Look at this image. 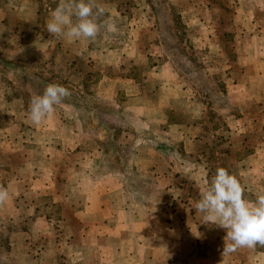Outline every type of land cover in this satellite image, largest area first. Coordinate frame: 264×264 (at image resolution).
<instances>
[{
  "label": "rangeland",
  "instance_id": "374dc122",
  "mask_svg": "<svg viewBox=\"0 0 264 264\" xmlns=\"http://www.w3.org/2000/svg\"><path fill=\"white\" fill-rule=\"evenodd\" d=\"M59 2L0 0V103L12 104L0 107V187L7 188L20 174L30 176L35 164L58 169L71 139L60 136L79 119L84 138H90L72 140L85 144L80 151L112 153L102 155L99 165L121 162L123 150L131 155L145 148L161 149L188 169L194 166L197 173L190 177L177 173L169 180L172 192L156 190L160 194L151 197L157 202L160 197V209L178 225L190 217L203 222L194 203L218 167L238 177L245 198L264 193V0H96L105 8L100 33L94 40L75 42L46 30ZM105 22L116 30L107 31ZM49 83L65 86L70 95L45 125L34 124L31 98ZM168 122L183 124L182 130L192 129L193 122L199 125L193 156L184 152L191 146L171 141ZM99 129L104 130L98 133L101 138ZM255 148L259 151L249 157ZM126 161L134 163L133 157ZM133 168L125 174L130 194L142 177L155 179ZM148 190L151 195L153 189ZM44 206V214L57 215L56 207ZM18 207L0 205V264H12L15 253L31 246L26 234L15 235L32 231L23 221L25 206ZM212 228L188 243L190 257H208L210 264H264L260 245L223 256L226 231ZM40 256L39 264H46L49 257ZM50 260L73 264L66 257Z\"/></svg>",
  "mask_w": 264,
  "mask_h": 264
},
{
  "label": "crops",
  "instance_id": "0c3cea01",
  "mask_svg": "<svg viewBox=\"0 0 264 264\" xmlns=\"http://www.w3.org/2000/svg\"><path fill=\"white\" fill-rule=\"evenodd\" d=\"M11 105L3 101L0 103V107ZM154 109L157 110V106ZM45 123L47 120L44 119L41 125ZM60 123L65 127L66 121ZM73 125L68 134L65 132L60 136L62 140L71 139L61 154L62 165H58V169L42 168L35 164L30 176L20 174L7 187L9 199L5 204L8 203L16 211H19L17 206H25L27 212L23 221L32 227L30 232L22 229L15 233L17 236L26 234L27 244L31 246L27 247L25 253H15L17 255L12 264H39V254L40 258L42 255L49 257L46 264L53 263L51 257H58L62 261L66 257L73 264H210L208 257H190L189 248L192 247L188 245L194 237L208 234L210 226L200 222L196 224L193 217L187 218L183 226L173 223L169 215L160 209V197L157 198L160 202L151 198L160 194L156 190L172 192L175 186L169 180L174 179L177 173L190 177V173H197L194 166L190 169L184 166V170L161 149L145 148H137L131 155L123 150L121 162L115 159V164L99 165L102 155L109 156L111 152L98 148H94L93 152L80 151L85 144L82 147L72 140L84 138L86 128H82L84 124L79 119L78 122L74 119ZM182 125L168 122L167 132L171 134L172 142L181 141L185 146H191L184 152L193 156L196 152L194 146L199 140V125L193 122L192 129L188 130H182ZM64 127H61V131ZM100 131L104 133L102 129L97 130L99 138L102 137L98 134ZM84 139L90 140L87 136ZM258 151V148L250 151L249 157L255 156ZM68 157L75 159L67 161ZM129 157L134 159L130 166L125 163ZM133 167L143 176L152 173L155 181L143 180L145 178L142 177L139 183L135 182L138 183L136 193L130 194L126 191L125 174ZM162 175L168 179L167 184L162 182ZM148 189H153L151 195ZM42 205L46 208L56 207V217L49 212L44 214ZM195 233L199 236H195ZM216 233L220 235V232ZM170 241L173 242L170 244ZM215 250L219 253L220 246ZM11 254L14 256V253ZM233 264L237 263L234 261Z\"/></svg>",
  "mask_w": 264,
  "mask_h": 264
},
{
  "label": "clouds",
  "instance_id": "9594fccd",
  "mask_svg": "<svg viewBox=\"0 0 264 264\" xmlns=\"http://www.w3.org/2000/svg\"><path fill=\"white\" fill-rule=\"evenodd\" d=\"M104 14L105 8L96 0H60L50 14L46 30L69 42L94 40L101 30L99 17ZM104 26L109 32L116 30L112 23L105 22ZM69 95L65 86L49 83L42 94L31 98L29 118L32 123L40 124ZM8 199L9 191L0 187V205ZM194 208L203 214L202 223L226 231L223 256L239 248L264 246V193L258 194L255 200L245 198V187L227 168L218 167L211 181H205Z\"/></svg>",
  "mask_w": 264,
  "mask_h": 264
}]
</instances>
